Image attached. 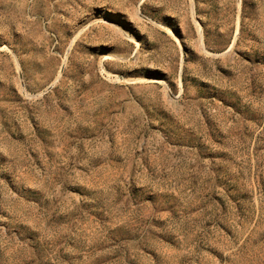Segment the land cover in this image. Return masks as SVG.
<instances>
[{
  "label": "rangeland",
  "instance_id": "374dc122",
  "mask_svg": "<svg viewBox=\"0 0 264 264\" xmlns=\"http://www.w3.org/2000/svg\"><path fill=\"white\" fill-rule=\"evenodd\" d=\"M0 264H264V0H0Z\"/></svg>",
  "mask_w": 264,
  "mask_h": 264
}]
</instances>
